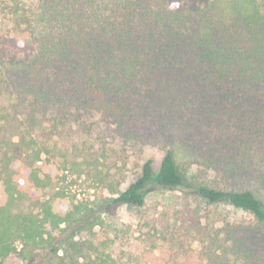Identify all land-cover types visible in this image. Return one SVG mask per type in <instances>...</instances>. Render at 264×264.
Segmentation results:
<instances>
[{"label": "rangeland", "instance_id": "1", "mask_svg": "<svg viewBox=\"0 0 264 264\" xmlns=\"http://www.w3.org/2000/svg\"><path fill=\"white\" fill-rule=\"evenodd\" d=\"M114 1L0 0V136L7 142L9 137L18 141V145L9 143L5 149L11 153L12 149L23 152L26 139L21 136L27 138L38 130H32V94L29 91L35 80L36 62H32L34 47L38 44V33L35 32L45 29L42 30L45 38L55 42L61 38L62 29L74 23L76 12H80V22L93 27L101 25L97 20L109 24ZM130 3L132 6L137 4L143 18L148 21L158 10L156 0H132ZM169 3L166 7L175 12L171 13L169 9L168 12L178 13V16L172 15V21L185 20L187 14L181 11L187 4L182 0ZM235 3L238 4V0H216L203 6V12L211 19L215 14L225 23H230ZM90 12L98 14L99 19L88 17ZM164 16L169 17L165 13ZM159 21L165 23L164 20ZM93 39L89 38L85 43V50L92 60L99 58L95 66L76 63L73 70L65 75L66 79L62 77V87L58 86V77L49 75L41 90L52 105L34 112L37 121L51 133L49 146L51 154L56 155V161L52 166L51 181L36 190L38 198L32 203H19L17 210L39 212V199L50 202L59 214L72 213L75 218L88 214L90 219L96 220L91 229L76 236V239L87 240L86 249L77 253L63 244L58 256L53 257V263H58L61 257L68 260L69 255L94 257L103 248L112 252L118 242L117 239L115 243L110 241L114 239L113 230H119L118 234L131 232L144 225L145 218L156 212L183 218H197L204 212L205 204L180 188H154L146 194L145 203L139 208L108 205L113 190L124 189L139 173L146 159L151 158L153 166L157 167L168 147L173 148L179 163L189 166L199 177L219 185L226 180H240L264 204V185L255 183L251 174L238 178L226 172L227 159L220 156L229 155L230 148L219 149L214 141L215 135L224 132L226 127L228 116L223 113V108L228 106L220 99L217 89L210 91L195 78L201 68L189 61L184 65H168L173 58L168 50L158 53V61L154 60L150 65L117 66L115 51L104 46L96 47ZM89 42L93 44L89 45ZM184 50L176 46L178 60L190 59ZM148 52L150 55L153 51ZM70 56L63 55L57 62L50 63L68 64ZM128 70L133 74L139 73L140 77L128 75L131 77L128 79ZM88 74L116 77L120 84L104 80L102 83L107 87L97 95L96 92L100 93L103 87H95L91 83L74 87L73 76L87 78ZM169 77L171 80L166 82L165 78ZM38 86L36 82L37 90ZM90 89L94 93L87 96ZM28 101H31L30 107L27 106ZM256 109L254 102H240L235 106L239 118L254 119ZM29 125L31 128L27 127ZM249 136L254 137L253 131ZM210 157L216 160L219 170L210 165ZM215 210L218 212L216 218H219L216 226L230 232L228 244L233 252V264H264V223H257L247 211L224 203L217 205ZM193 246L197 248L198 243L193 242ZM3 264L38 262L24 253H12Z\"/></svg>", "mask_w": 264, "mask_h": 264}, {"label": "trees", "instance_id": "2", "mask_svg": "<svg viewBox=\"0 0 264 264\" xmlns=\"http://www.w3.org/2000/svg\"><path fill=\"white\" fill-rule=\"evenodd\" d=\"M131 1H114L112 22L107 24L97 20L101 22L98 28L80 22V12H76L74 23L65 26L61 38L52 43L45 38L43 29L35 32L38 33V44L32 54V62H36L35 80L29 91L32 94V130H38L27 138L21 136L26 139L23 152L12 149L11 153L5 149V145H18V141L9 137L7 142L0 136V264L12 253H24L36 259L38 264H52L63 244L77 253L86 249L87 240L76 239V236L91 229L95 218L90 219L88 214L79 218L72 213L59 214L50 202L39 199L37 213L32 209L17 208L21 202L32 203L38 198L36 190L47 185L53 177L56 155L51 154L49 146L51 133L34 114L52 105L41 88L45 87L49 75L58 77V86L62 87V77L66 79L65 75L76 63L95 66L99 58L92 60L85 50L89 38H95L97 43L92 42L96 47L114 50L117 66L150 65L154 60L158 61V53L168 50L167 53L173 55L168 65H184L189 61L201 68L195 78L204 88L217 89L220 99L228 106L223 108V113L228 116L226 127L224 132L215 135L214 141L219 149L230 148L229 155L220 156L227 159L226 172L238 178L251 174L255 183L264 185V0H238V4L233 5L235 13L230 23L215 14L211 19L203 12V6L216 0H182L187 6L181 13L187 15L185 20L176 21H172V15L175 17L178 13L170 14L175 10L166 7L174 0H156L158 10L150 21L143 18L140 7L132 6ZM87 16L94 20L100 17L94 12ZM159 19L165 23L161 24ZM176 46L180 50L184 48L190 59L178 60ZM149 50L153 51L150 55ZM63 55H72L71 62L51 65L50 62H57ZM126 75L140 77L139 73L133 74L129 70ZM73 77L74 87H84L86 83L103 87L96 95L106 89L104 80L120 84L116 77L104 78L99 74ZM169 80L171 77L165 78L166 82ZM36 82L37 86L41 84L38 90ZM93 93L90 89L87 96ZM240 102L255 103L254 119L237 117L235 106ZM30 105L31 101H28L27 106ZM27 127L31 128L30 125ZM252 131L253 138L249 136ZM215 161L209 158L213 169L219 170ZM154 188L186 189L205 204L204 212L197 218L156 212L145 218L144 225L131 232L118 234L119 230H113L114 239L109 240L115 243L117 239L118 242L112 252L103 248L94 257L69 255L68 260L61 257L53 264H233V252L228 244L230 232L216 226L219 221L216 206L224 203L247 211L257 223H264V204L251 188L244 187L240 180H226L219 185L199 177L196 171L176 160L171 147L164 151L157 167L153 166L151 158L146 159L124 189L112 191L108 205L142 207L146 194ZM102 239L100 242L104 243ZM193 242L198 243L197 248Z\"/></svg>", "mask_w": 264, "mask_h": 264}]
</instances>
